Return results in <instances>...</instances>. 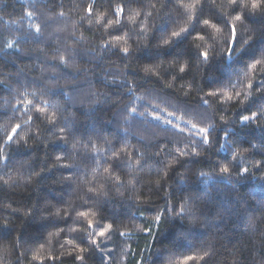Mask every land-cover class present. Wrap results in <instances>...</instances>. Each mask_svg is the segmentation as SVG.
Listing matches in <instances>:
<instances>
[{
	"label": "trees",
	"instance_id": "16d2710c",
	"mask_svg": "<svg viewBox=\"0 0 264 264\" xmlns=\"http://www.w3.org/2000/svg\"><path fill=\"white\" fill-rule=\"evenodd\" d=\"M253 2L0 0V264H264Z\"/></svg>",
	"mask_w": 264,
	"mask_h": 264
},
{
	"label": "snow or ice",
	"instance_id": "6c2138e0",
	"mask_svg": "<svg viewBox=\"0 0 264 264\" xmlns=\"http://www.w3.org/2000/svg\"><path fill=\"white\" fill-rule=\"evenodd\" d=\"M232 3H233V4H236V0H232ZM262 6H264V0H254V2L251 4V7H252L253 9L260 8V7H262ZM89 12H91V6L89 7ZM235 20L240 21V20H241V16H239V15L235 16ZM109 23H111V22H109ZM117 23H119V21H117ZM203 23H204L205 25H207V24H209V21H208V20H204ZM232 34H233V40H234V38H235V25L232 26ZM171 35H172V37H178V36L180 35V33H178V32H172ZM164 43H165V44H168L169 41H168V40H165ZM123 51L125 52V54H127V52H128L127 49H124ZM201 55H202L205 59H207V57H208L207 52H203V53H201ZM253 67H255V65H253ZM180 70L183 71L184 69L181 68ZM249 87H251V85H249ZM209 95H212V94L210 93ZM229 99H231V97H229ZM242 119L245 120V121H247V120H249L250 118H249L248 116H244V117H242ZM16 127L19 128L20 126L17 125ZM200 131L204 133V136H203V142H204L205 144L210 143L211 141H210V137H209V135H208V131H209V130L206 129V128H202ZM12 132L15 133V132H16V128H13V129H12ZM12 139H13V137H12L11 135L8 136V140H9V141H11ZM117 166H119V165L117 164ZM221 171H222V172H225V173L229 172V167H228V165H224V166L222 167ZM247 171H248L247 169H244V172H247ZM79 215H80V216H85L86 213L81 212V213H79ZM157 219H159V217H157ZM92 226H93V225H92V222L89 221V222H88V227L91 228ZM110 228H111V225H108V227H107V228H103V229L98 233V235L101 236V237L105 236V234L110 230ZM93 243L95 244L96 242L93 241ZM81 251H83V249H81ZM77 258H78V259H83L82 257H77ZM53 259H54V258H53ZM195 259H196L195 256H188V257L185 258L184 264H187L188 261H190V260H195ZM200 259L203 260L204 257L201 256Z\"/></svg>",
	"mask_w": 264,
	"mask_h": 264
}]
</instances>
